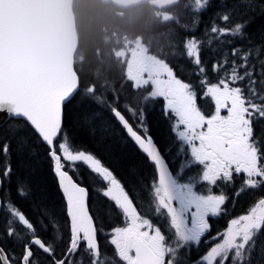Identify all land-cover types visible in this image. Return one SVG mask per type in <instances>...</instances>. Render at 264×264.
<instances>
[{"label": "trees", "instance_id": "trees-1", "mask_svg": "<svg viewBox=\"0 0 264 264\" xmlns=\"http://www.w3.org/2000/svg\"><path fill=\"white\" fill-rule=\"evenodd\" d=\"M183 3L187 6L193 2L184 0ZM145 11L148 15V9ZM74 12L80 33L79 52L83 56L81 71L79 68L80 88L65 105L63 131L55 151L62 155L60 144L67 141L71 152H84L97 158L130 194L140 216L167 231V225L162 224L166 217L157 222V218L167 215L155 195L157 179H151L149 165L143 157L129 143L124 144L123 128L117 118L118 113L126 116L123 104L132 106L131 100L123 102V93L131 97L133 90L123 83L122 71L119 74L114 68L112 73L108 71L109 65L115 66V61L110 64L107 60L108 51L103 48L106 45L104 32L113 9L99 0H74ZM196 15L195 21L173 15L167 22H163L160 15L152 21L143 16L133 27L128 28V23L116 21L112 27L122 23L134 37L142 33L147 46L161 47L152 53L170 63L181 77H188L197 106L204 114L215 113V96H219L222 109L227 111L226 124L241 119L243 114H239L240 111L245 114L247 127L250 122V127L254 128L256 121L255 135L264 156V0H208ZM189 42L199 47L197 64L182 49ZM111 45L116 46L113 38ZM142 95L138 99L145 104L138 108L145 112V123L158 145L164 148L165 142L160 136L164 139L168 134L171 141L168 129H171L172 117L169 112V117L165 115L166 109L160 99L152 98L146 89ZM149 108L154 110L153 113L148 112ZM175 119L174 125L178 126V118ZM186 143L176 134L174 152L177 162L185 163L187 159L194 162L190 147L185 150ZM61 161L64 168L88 188V205L97 222L102 253L112 254L110 239L116 229L126 224L127 218L107 192L108 184L84 162L70 161L63 156ZM52 166L48 147L26 122L11 119L0 126V196L3 203L0 231L2 222H5H1L4 214L8 216L9 229L21 227L18 219L10 213L18 211L32 225V229L23 227L25 234H35L51 247L55 243L62 249L60 239L65 246L69 240L68 221ZM130 171L134 175L129 177ZM199 181L197 170L186 183L193 187ZM171 229L175 233V229ZM25 242L20 238L13 243L0 234V244L9 256L13 248L15 253L22 254ZM53 250L57 256L59 250ZM41 256L47 259L41 260ZM38 261L53 264L52 259L33 250L31 263ZM107 264L115 263L109 260Z\"/></svg>", "mask_w": 264, "mask_h": 264}, {"label": "water", "instance_id": "water-1", "mask_svg": "<svg viewBox=\"0 0 264 264\" xmlns=\"http://www.w3.org/2000/svg\"><path fill=\"white\" fill-rule=\"evenodd\" d=\"M118 8H127L147 0H101ZM178 0H158L170 6ZM77 33L73 0H0V126L10 119L26 121L51 149L53 173L66 202V214L72 233V244L83 234L88 248L98 253L95 225L88 209V191L77 184L54 153V142L63 126L65 104L78 89L74 70ZM126 132L141 152L156 164L164 185L173 183L172 175L151 139L143 140L120 116ZM220 151L219 148H214ZM2 187L0 178V189ZM1 208V198H0ZM30 245L50 254L38 237ZM26 248L22 264L30 258ZM132 264H143L153 256L139 241ZM2 264H10L0 246ZM64 260V259H63ZM63 260L58 264H62Z\"/></svg>", "mask_w": 264, "mask_h": 264}, {"label": "rangeland", "instance_id": "rangeland-1", "mask_svg": "<svg viewBox=\"0 0 264 264\" xmlns=\"http://www.w3.org/2000/svg\"><path fill=\"white\" fill-rule=\"evenodd\" d=\"M207 1L208 0H192L193 3H191L189 6L187 7H185L184 5L178 6L174 8L172 12L173 14L179 15L181 17H192L196 12H199L204 8L203 5L206 4ZM130 14L131 15L137 14V12ZM159 14L162 20L166 21L170 18V16L167 13H159ZM152 18L153 20H155L156 14H154ZM125 20L126 19H124L123 22H125ZM113 21L116 20H112L110 18L107 25L109 26L110 31L113 33L115 39L119 42L118 45H116L114 48L117 57L119 58L114 57L115 66L113 67L112 65L111 66L109 65L108 71L112 73V68H114L116 73L119 74V72L122 70L121 63L124 60V55L129 53L130 51H132V54H134V49L139 47L140 40L133 38L130 42H128L124 37V33L121 30L120 25L112 27ZM146 46L147 45L142 40V47L145 48ZM188 47L191 52H196V45L193 42H189ZM158 48L161 49V47ZM143 52H144V63L149 66V69L152 71V76L155 78V80L154 79L151 80V82L153 83L152 94L154 96L162 97L167 107H173L174 111L179 117L183 116V120H179V122L181 124H186L187 128L188 127L191 128V126L201 125L206 122L209 123L208 124V128H209L211 126V120L209 118H206L207 116H204L205 117L204 118L200 114V112L196 108L194 96L188 90L187 86L179 82L174 76V73L171 71V69H169L162 61L158 60L157 58H151L150 54L146 49H144ZM107 60L109 62L111 61L108 58V56H107ZM110 64L112 63L110 62ZM115 71L113 70V73L114 76L117 77ZM115 80L118 79L115 78ZM168 88L172 89L174 93L176 92V97H177L176 100L175 98L172 99V97L168 98L165 95V91ZM128 100H131L132 106L136 107L139 110L137 115L130 117L131 120L140 121L143 118V111H141V109L138 107L145 103H143V100H140L137 97H129L127 93H123V102ZM153 111H154L153 109L149 108L148 112L153 113ZM210 117L212 118V116ZM207 132L211 134L210 129H207ZM176 134L178 137L181 138L183 137L185 141L186 139L185 136L189 135V129H176ZM160 138L164 142L166 141V137H164L163 139V137L160 136ZM189 139L192 141L193 145L188 146V144L186 143V146H184L185 150L188 151L189 147L190 149H192L193 147L194 154H196L198 157L204 156L202 144L199 141V139L196 138L195 142L193 139L191 138ZM123 141L125 142L124 144L129 143L124 136H123ZM60 150L62 152V155L65 157V159L70 161H82L91 169V171H93L94 174H97L102 180L104 177V180L106 179L108 181L109 194L115 198V200L121 206L122 210L126 214L130 215L133 220H136L138 218V215L135 213L136 208L133 206L131 200L129 199L128 195L125 193L124 189L115 179H110V178L108 179L107 175L103 173L100 163L93 156L84 152H71L68 149L67 141L66 142L63 141L61 143ZM255 155L256 152L254 151V149L250 148L249 159L256 162ZM254 166H256V163ZM133 173H134L133 171H130L128 173V176L129 175L133 176L134 175ZM124 178L127 180V176L124 175ZM195 187L198 190H201L203 188L201 182L195 184ZM191 193H193V195ZM191 193H187V196H188V203L189 205H192L193 208L192 216H194L202 212L204 205L208 204L209 202V197L200 196L195 192H191ZM155 195L158 196L159 203L163 207H165L170 213H172L173 201L176 200L178 202L177 192L171 194L169 192V189L167 187H164L159 182L157 188L155 189ZM211 198L213 200V203L217 206L216 211H218V209L223 206V202H224L223 197L213 195ZM182 199L184 201L187 199V197L182 195ZM198 199H202V200H198ZM10 213L14 218L19 219L20 223H22L23 225L26 224L25 218L22 214L20 213L15 214L13 213V211H11ZM177 213H182V212L180 210H177ZM5 216H7V214H5ZM163 218H165V216L157 218V222H161V219ZM138 222L139 223L135 225L136 227H141V230L143 232H148V231L151 232L150 229L145 230L144 228L145 225H148V223H146L144 220H139ZM179 224L180 223H175V226L177 228H180ZM132 227L133 226H131L129 229H123L121 234L122 239L120 238V234L116 232L115 244H117L116 247L118 248V250L119 249L122 250L123 244H127L130 247L133 246V242L131 241L132 237H130V235H132V233L130 232V229ZM156 228L159 227L156 226ZM0 234L1 237H5L6 239H9L10 242L16 243L18 241L16 232L14 230H8L5 222H2L1 224ZM155 234L154 236L158 238V236ZM182 234L185 235L184 233ZM207 238L210 239V241H212L211 245H209V247H206L207 251L204 252V253H213V255L209 256V261L215 260L218 255H224L225 258L218 257L221 261H223L222 264H264V201H261L258 205H256L250 211L249 214L243 216L241 215L233 220H231V218H228L225 224L219 228L218 232L209 235ZM154 243L158 244V240H155ZM178 247H179L178 245H174L172 246V249L176 251ZM122 251H124V249ZM126 252L128 253V250Z\"/></svg>", "mask_w": 264, "mask_h": 264}, {"label": "flooded vegetation", "instance_id": "flooded-vegetation-1", "mask_svg": "<svg viewBox=\"0 0 264 264\" xmlns=\"http://www.w3.org/2000/svg\"><path fill=\"white\" fill-rule=\"evenodd\" d=\"M124 24H121V30H125L124 29ZM125 25H127L125 23ZM142 46L138 47V50L136 52V55L134 57V59L131 57V54L129 53L128 58H127V62L130 65H135V71H136V76L139 75L140 77H142L143 75V68H142V62H143V56H142ZM217 131V133L212 134L213 137H216L215 135L221 137L222 142H228L231 145H235L234 146V150L232 153L227 154L224 153L222 156L215 154L213 152H210L209 150H205L206 155L212 157V159H208L206 158V171L209 169V166H212L215 168V164L218 165L219 169L224 170L227 169V164L230 165H237L240 169H242L243 171H246L245 166L248 164V159L243 151V144L239 145L238 141L236 140V137L233 133V129H212ZM137 151V150H136ZM137 153L139 154V152L137 151ZM220 193H223V191H218ZM227 196V198L229 199V203L232 204L233 206V212L235 214H239V212L241 211V209L243 210L244 207L248 204H250L253 201V196L245 193L243 194V196H235L234 193L235 191H225L224 192ZM222 197V196H221ZM224 198V197H223ZM216 208L217 206L213 203L212 198H209V202L208 204H205L202 210V213H200V216L197 217L199 219V222L202 225V229L205 230V226L207 228V232H210L212 227L214 226V224L217 222L214 220V216L216 214ZM239 217V216H236ZM236 217L231 218V220L235 219ZM226 221L224 220H220V224L224 225ZM205 225V226H204ZM206 232V233H207ZM204 233V232H203ZM202 233V234H203ZM208 235V234H206ZM201 242L206 246L209 247V245H211L212 241H210V239L208 238H204L201 236ZM203 246V251H207V248ZM213 255V253H203L200 254L199 256H197L195 260L199 259L200 264H208V260H209V256ZM172 260L173 263H175V256L174 255H170L169 256ZM191 255H187L186 259L190 258ZM160 256L158 257V262L160 264ZM192 261H190L191 263ZM223 261H221L218 256L215 260H213V264H222ZM172 264V263H169Z\"/></svg>", "mask_w": 264, "mask_h": 264}]
</instances>
